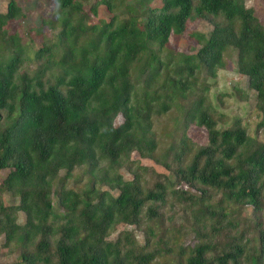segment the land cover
I'll list each match as a JSON object with an SVG mask.
<instances>
[{
  "label": "trees",
  "instance_id": "1",
  "mask_svg": "<svg viewBox=\"0 0 264 264\" xmlns=\"http://www.w3.org/2000/svg\"><path fill=\"white\" fill-rule=\"evenodd\" d=\"M1 1L0 264H264V27L253 9L48 0L51 18L23 34L25 0ZM101 7L111 21L89 23ZM196 21L197 50L179 53L173 41ZM232 56L256 95L253 130L213 118V83Z\"/></svg>",
  "mask_w": 264,
  "mask_h": 264
},
{
  "label": "rangeland",
  "instance_id": "2",
  "mask_svg": "<svg viewBox=\"0 0 264 264\" xmlns=\"http://www.w3.org/2000/svg\"><path fill=\"white\" fill-rule=\"evenodd\" d=\"M246 8L253 9L255 13V17L259 20L260 24L264 27V2L262 0H242ZM48 0H25L20 2V6L25 11L28 20L22 24V33L25 34V29L27 27L35 28L41 24L42 17L45 16V19L49 20L52 16L50 13L52 12V8L49 6ZM152 8H156L160 6L159 1H155L150 5ZM7 2L0 0V13H4L6 11ZM87 9V8H86ZM112 13L108 12L104 7L98 9L97 14L89 20L91 24H100L102 22L109 23L112 18ZM12 28H16V25H13ZM206 28L203 23L199 21L189 22L187 23L186 34L178 39L173 41L176 46V50L179 53L191 54L189 48H195L197 50L198 46L195 42L188 39L187 35L193 32H205ZM49 35L52 37L53 32L51 31ZM32 44H30V48L34 51L39 48V40L31 36ZM33 65L30 63L26 68L33 69ZM214 87L211 91V99L215 100V98L220 100V107L217 108V113L213 116L214 119H220L222 121V125L228 127L234 120H241L244 123H247L250 129L253 130L257 119L255 118L254 106L256 102V95L254 92H249L247 90V79L238 75L236 70V65L234 62V57L232 56L226 63V68L223 71H220L217 75L216 81L213 83ZM238 86L241 90V93L236 97L234 86ZM174 112L169 113L168 115L160 118L155 124V130L157 134L161 135L163 133L169 132L172 129L171 120L174 117ZM220 125V124H219ZM168 128V130H166ZM166 130V131H165ZM189 137L193 140L195 144L203 145L206 143V134L202 130L195 129L191 127L188 130ZM260 139L264 140V135H260ZM132 160L141 161L144 167L153 168L156 172L163 174L164 170L159 168L156 165H153L149 160H140L136 154L132 155ZM5 173H3L0 178H4ZM122 175L128 177L127 173L122 171ZM2 180H0L1 182ZM2 183V182H1ZM114 196L117 193H112ZM7 202H10L9 196H6ZM245 215L251 217V209L247 208L245 210ZM21 220H23V216H20ZM133 230L129 227H119L117 232L114 233L110 239H115L118 232L121 231H129ZM135 238L138 244L143 245V237L140 233H135ZM4 253L0 250V257ZM3 260V258H0ZM6 262H13L6 260Z\"/></svg>",
  "mask_w": 264,
  "mask_h": 264
}]
</instances>
